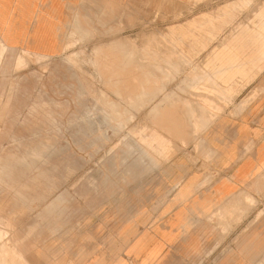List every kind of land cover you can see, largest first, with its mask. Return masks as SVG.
<instances>
[{"label": "rangeland", "instance_id": "rangeland-1", "mask_svg": "<svg viewBox=\"0 0 264 264\" xmlns=\"http://www.w3.org/2000/svg\"><path fill=\"white\" fill-rule=\"evenodd\" d=\"M143 11L125 27L96 24L53 57L11 49L0 37V214L19 242L0 226V264H76L81 250L87 264H264L258 202L241 211L228 199L218 206L224 218L220 209L199 215L184 242L153 249L135 241L151 230L136 216L163 193L174 163L199 160V136L237 96L222 65L246 55L215 50L214 4L174 20L157 6ZM215 60L224 83L208 67Z\"/></svg>", "mask_w": 264, "mask_h": 264}, {"label": "crops", "instance_id": "crops-1", "mask_svg": "<svg viewBox=\"0 0 264 264\" xmlns=\"http://www.w3.org/2000/svg\"><path fill=\"white\" fill-rule=\"evenodd\" d=\"M146 4L159 7L168 20L187 17L214 4L215 50L246 53L243 60L222 65L230 73L226 81L231 85L230 94L237 96L199 136V160L194 163L191 157L183 156L182 161L174 163V176L167 175L163 193L136 216L143 229L151 227L150 233L136 235V243H151L154 249L159 244L184 242L182 233L197 225L199 215H211L228 199L241 211L253 202L264 205V0H0V37L11 49L53 57L67 50L75 36L78 39L90 34L98 23L110 29L111 19L119 20L124 27L128 18L136 19L140 14L142 19ZM254 53L256 57L251 58ZM208 67L214 68L211 74L215 72V82L224 83L218 79L221 62L211 61ZM45 149V145L37 148L35 157ZM155 156L161 155L150 157ZM6 165L3 172L12 173L15 165ZM34 166V162H28L23 168ZM220 210L224 218L226 209ZM0 224L12 227L3 214ZM164 228L173 230L169 234L162 232ZM8 234L13 245L19 243L11 229ZM81 252L76 264H87V253ZM104 260L94 258L88 264L107 263ZM125 260L118 258L108 264H126Z\"/></svg>", "mask_w": 264, "mask_h": 264}, {"label": "bare ground", "instance_id": "bare-ground-1", "mask_svg": "<svg viewBox=\"0 0 264 264\" xmlns=\"http://www.w3.org/2000/svg\"><path fill=\"white\" fill-rule=\"evenodd\" d=\"M88 27H89V26H88ZM117 43H118V42H117ZM118 47H119V46H118ZM241 58H242V57H241ZM241 58H240V59H241ZM19 60H20V59H19ZM240 61H241V60H240ZM117 64H118V63H117ZM114 68H115V67H114ZM128 69H129V68H128ZM111 71H112V70H111ZM116 71H118V70H116ZM109 75H110V74H109ZM152 75H153V74H152ZM155 76H156V75H155ZM148 81L151 82V80H148ZM156 81H157V80H156ZM137 83H138V82H137ZM143 83H144V82H143ZM146 83H147V82H146ZM140 85H141V84H140ZM116 86H117V85H116ZM129 86H130V85H129ZM114 87H115V86H114ZM135 87H136V86H135ZM157 87H158V86H157ZM146 90H147V89H146ZM133 92H134V91H133ZM101 93H102V92H101ZM124 93H125V92H124ZM128 93H129V92H128ZM117 94H118V93H117ZM101 100H102V99H101ZM194 104H195V103H194ZM111 105H112V104H111ZM120 108H121V106H120ZM188 108H189V107H188ZM195 108H196V107H195ZM116 109H117V107H116ZM161 111H162V110H161ZM175 112H176V111H175ZM158 113H159V112H158ZM171 113H172V112H171ZM173 113H174V112H173ZM176 113H177V112H176ZM178 114H179V113H178ZM178 114H177V115H178ZM168 115H169V114H168ZM173 115H174V114H173ZM177 115H176V116H177ZM170 116H171V115H170ZM117 117H118V116H117ZM174 117H175V116H174ZM161 119H162V118H161ZM177 119L179 120V118H177ZM182 119H183V118H182ZM172 121H173V120H172ZM161 126H162V125H161ZM183 126H184V125H183ZM175 127H176V126H175ZM179 127H180V126H179ZM176 128H177V127H176ZM181 129H182V128H181ZM164 130H165V129H164ZM167 131H168V130H167ZM168 132H169V131H168ZM173 132H174V131H173ZM176 135H177V134H176ZM41 150H42V149H41ZM35 151H37V150H35ZM38 151H39V150H38ZM6 166H7V165H6ZM8 166H9V165H8ZM12 168H13V167H12ZM6 171H7V170H6ZM0 226H1V225H0ZM2 230H3V229H2ZM2 230H1V231H2ZM3 231H4V230H3ZM3 231H2L3 234H4V233H7L6 231H5V232H3ZM0 233H1V232H0ZM3 234H2V235H3ZM7 234H8V233H7ZM9 234H10V233H9ZM5 236H6V235H5ZM0 238H1V235H0ZM2 238H3V237H2ZM0 240H1V239H0ZM4 240H5V239H4ZM7 241H8V240H6V242H7ZM7 243H8V242H7ZM7 243H6V244H7ZM10 243H11V240H10ZM3 245H4V244H3ZM7 246H8V245H7ZM0 247H1V246H0ZM4 247H5V245L3 246V248H4ZM5 248H6V247H5ZM10 249H11V252H13V246H12V248L10 247ZM10 249H9V250H10ZM15 249H16V248H15ZM16 251H17V250H16ZM11 252H10V253H11ZM14 252H15V251H14ZM18 253H19V252H18ZM17 256H18V254H17ZM20 257H22V256H20ZM19 259H20V258H19ZM23 259H24V258H23ZM17 260H18V259H17ZM20 260H22V259H20ZM6 261H7V260H6ZM23 261H24V260H23ZM4 262H5V261H4ZM7 262H8V261H7ZM25 262H26V261H25ZM11 263H12V262H11ZM11 263H10V264H11ZM26 263H27V262H26ZM26 263H25V264H26ZM5 264H6V263H5ZM21 264H23V262H22Z\"/></svg>", "mask_w": 264, "mask_h": 264}]
</instances>
